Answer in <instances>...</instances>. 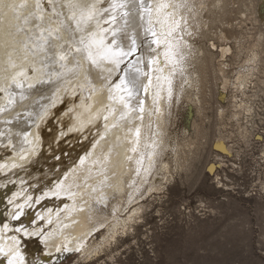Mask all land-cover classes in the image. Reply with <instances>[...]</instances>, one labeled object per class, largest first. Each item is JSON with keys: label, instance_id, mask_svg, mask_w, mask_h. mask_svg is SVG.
Wrapping results in <instances>:
<instances>
[{"label": "rangeland", "instance_id": "1", "mask_svg": "<svg viewBox=\"0 0 264 264\" xmlns=\"http://www.w3.org/2000/svg\"><path fill=\"white\" fill-rule=\"evenodd\" d=\"M10 1L0 0V60L11 51L13 65L19 53V65H26L25 43L49 76L55 72L12 101L15 106L9 110L30 103L22 114L25 130L50 104L53 90L79 70V46L86 42L92 9L80 0L69 8L71 0L49 1L45 13L56 11L54 18L59 12L69 36L62 34L60 39L68 41L62 49L69 46L67 51L78 54L63 61L52 44V28L40 18L42 0H24L16 9ZM184 3V9L191 5L187 11L192 18L176 26L175 35L184 38L186 48L164 140L154 141L153 124L147 139L151 144L143 143L142 163L150 157L156 163L146 176L142 165L137 166L124 198L116 199L122 204L111 203L97 216V230L89 239L96 252L87 258L76 252L60 264H264V0ZM78 11V18L71 20ZM179 20L174 18V23ZM10 32L21 36L11 38ZM224 49L229 51L224 54ZM86 50L92 57L94 48ZM93 60L91 71L99 70L103 77L117 66L103 55ZM3 63L0 71L6 68ZM14 74L2 82H9L11 91L18 88Z\"/></svg>", "mask_w": 264, "mask_h": 264}, {"label": "bare ground", "instance_id": "2", "mask_svg": "<svg viewBox=\"0 0 264 264\" xmlns=\"http://www.w3.org/2000/svg\"><path fill=\"white\" fill-rule=\"evenodd\" d=\"M49 1L54 2L42 0L40 18L52 28V44L58 50L57 56L65 61L73 53L67 51L69 46L62 49V43L68 45V41L60 39L63 33L67 35L60 13L54 18L51 16L56 11L45 13L50 10ZM74 1H69L66 8ZM80 1L90 5L93 19L86 42L79 46L80 68L53 90L50 104L25 130L22 114L30 103L9 110L15 106L12 101L27 94L26 89L51 79L56 69L49 76L24 40L21 48L26 65H19L23 63L19 53L14 59L18 66H14L11 51L3 53L0 60L6 64L0 71V264H60L76 252L84 254L83 258L95 253L89 239L97 230V216L111 203L115 207L122 204L116 199L124 198L127 185H132L139 171L137 166L142 165L146 176L156 163L153 157L142 163L143 143L151 144L147 139L153 124L157 131L154 141L164 140L170 98L182 73L178 67L186 48L184 38L179 40L175 31L176 26L192 18L187 11L191 5L184 9V2L191 0H134L124 8L117 7L120 0ZM10 2L16 9L24 0ZM79 12L71 20L78 18ZM193 14L198 16V12ZM176 17L180 19L177 24ZM20 36L10 32L11 38ZM133 39V54L113 55L117 45L128 51ZM27 42L35 44L30 37ZM87 47L94 48V57L86 55ZM228 51L224 49L223 53ZM97 55L117 65L111 66L110 75L103 77L99 70L97 75L91 71ZM11 72L18 85L12 91L9 82L2 83ZM104 185L108 190L103 191Z\"/></svg>", "mask_w": 264, "mask_h": 264}, {"label": "snow or ice", "instance_id": "3", "mask_svg": "<svg viewBox=\"0 0 264 264\" xmlns=\"http://www.w3.org/2000/svg\"><path fill=\"white\" fill-rule=\"evenodd\" d=\"M130 2L134 3V0H120V2L117 4V7L124 8ZM126 22H127V20L125 19V23ZM134 52H135V39L132 40V46L126 52L123 50V48H121L119 45H117V51L113 52V55H122L124 57H127V56L133 54Z\"/></svg>", "mask_w": 264, "mask_h": 264}]
</instances>
